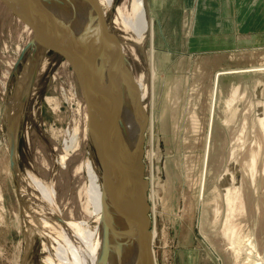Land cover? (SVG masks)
<instances>
[{"label": "rangeland", "instance_id": "rangeland-1", "mask_svg": "<svg viewBox=\"0 0 264 264\" xmlns=\"http://www.w3.org/2000/svg\"><path fill=\"white\" fill-rule=\"evenodd\" d=\"M124 1L100 4L95 13L118 43L104 48L107 37L91 20L96 34L84 40V50L93 63L113 70L115 80L102 74L99 83L114 92L117 104L135 114L136 104L144 110L142 163L153 207L150 230L157 233L155 264H264V0H145L153 33L142 41L114 24ZM13 2L0 0V264H45L59 249L58 222H67L61 224L66 234L71 221L97 226L84 211L86 174L76 171L84 160L97 161L72 70L44 32L35 34L17 18ZM247 69L259 71L223 74L215 84L220 71ZM10 120L17 182L9 165ZM74 128L79 146L62 165ZM28 172L53 187L51 217L38 209L37 195L23 192ZM104 233L101 264L116 239L110 225Z\"/></svg>", "mask_w": 264, "mask_h": 264}, {"label": "bare ground", "instance_id": "bare-ground-1", "mask_svg": "<svg viewBox=\"0 0 264 264\" xmlns=\"http://www.w3.org/2000/svg\"><path fill=\"white\" fill-rule=\"evenodd\" d=\"M63 1L66 2L65 6L64 7L59 6V4ZM98 1H99V4H98ZM98 1H97L98 6L100 4L101 6L103 4H106L107 7H110L113 2V0H98ZM53 2L55 5H57L60 11H55V9L51 7L52 6L51 3ZM21 4H26V8L28 7V10L32 14L31 18L36 21L35 22L36 24L41 26L38 28H41V29L43 28V30L47 31L48 39L50 38L49 40L51 41L53 47L56 46V43L54 41L53 35L51 34V22L56 17L64 21L70 26L69 28L70 34L77 37V41L80 42V44H83L84 40L91 41L94 38V34H96V30L94 27V25H96L95 24V13L96 12L94 13V11L90 8L88 3H85L82 0H78V1L76 0H52V1L51 0H34V5L30 3V0H27L24 3H20V5ZM122 5H123L122 8L117 9L116 19L114 21V24L118 26L121 30L126 32L128 36L132 37L135 41L144 40L145 35L147 33H149V36L152 37V33H153L152 26L153 25L151 23V20L149 21L146 16L145 0H129V2H125V4L123 3ZM81 6L84 7L85 10L82 9ZM18 7L21 9L20 6ZM62 12H64L65 14L64 13L62 14ZM61 15H63V17ZM91 20H93L94 25H92ZM82 39H83V43H81ZM151 40L152 39H150V41ZM130 47L132 46L130 45ZM89 64H90V69L92 73L95 74L99 80L97 82H95L94 80L93 82L91 80L89 81V85L97 90L99 89L101 92L106 94L113 101L115 108L120 114V117L118 121H115L113 117L111 116V114L107 113L106 107L103 104L94 105L90 107L89 109L91 112H93L94 114L98 116L107 134L112 133L122 138V141L127 150V154H129L130 156V158H128V161H130L131 164L134 165L133 167L134 172H132V174L134 178L136 179V181L139 182L140 181L139 174L136 171L138 169L137 168L138 167L137 153L139 151L140 144H141L140 138L141 136H143V131H144V124H145L144 123L145 122L144 110L142 107L139 108V104H136L137 112L135 114V111L126 110V108H124L123 105L120 106L119 104H117V101L119 99L117 101L115 100L114 92L108 91L105 87L103 88L100 84L101 83L100 80L102 77L104 78V80L106 79V81L108 82V75L111 80H115L113 79L115 75L113 70H111L110 68H107V66H105L104 62L102 61H97L96 63L95 62L93 63L92 61H90ZM262 69L264 70V68ZM255 70H258V69L220 71L215 75L216 76L215 84L217 83L216 80L218 79L220 75L229 74V73H239L241 71L243 72V71H255ZM118 72L120 75L125 76L124 72L121 73L119 70ZM102 74L103 76L101 77ZM114 82L115 81H112V83ZM142 82L143 81H139L138 85H140L141 91L143 92L144 85H142ZM215 92H216V88H215ZM124 101H126L127 103V100H124ZM134 105L135 103H133V108H130V109H134ZM210 113L213 115V107L211 108ZM134 114L137 118V122L140 127L139 128L140 132L138 130L137 122L136 121L134 122V119L132 118ZM262 122L264 124V119ZM211 126H212V121L210 124V128ZM84 131L86 135L88 134V132H90L88 125ZM68 135L70 136L69 141L68 143L65 144L64 155L60 159L62 165H65L64 163H65V160L67 159V156L69 155V152L74 150V148H76L77 146H79L76 143V139L78 136V129L74 128L72 131V134L71 135L68 134ZM130 141L132 142L131 144L133 145V149H132V145L129 143ZM207 148L208 147L206 144V149ZM118 151H119V156L121 158L124 157V155H122V152L117 149V152ZM151 151H150L151 153L150 156L153 159L155 156V152H151ZM124 159H127V157L125 156ZM206 161H207V153H205V157H204L205 166H206ZM82 170L85 172L87 180H88V185L86 189H84L83 187L85 191V196H86V202L84 203L85 204L84 211L86 215L89 216V218H94L95 220L98 221L97 226L94 228V230H89L85 221L82 220L77 225H76L77 222L71 221L69 223H73V224L71 225L70 234H66V230L63 229L61 224H65L67 222L66 221L65 222L60 221V223L58 222V224L61 226V229L59 230L60 231V234H58L59 237H57L56 240H54V242L57 245H59V249H56L55 247L54 254L53 255L49 254L46 256L47 258L44 261L45 264H101L100 258L98 257V255L101 252V250H103L100 247L101 241L105 242V244L106 243L108 244V241H106L105 239V233H104V226L107 227V225L111 226L116 239L112 240L113 243L112 242L109 243L112 247L111 253L112 252L113 253L112 254L110 253V255L107 254L106 257L104 256L103 258L104 261L102 264H136L138 257H139L138 247H139V240H140V231L136 227L135 220L129 214V210L124 201L123 194L121 193L119 187L117 186L114 180V177L112 175V172L106 165L104 166L106 186H105V205L102 207L101 205L102 180H101V170L99 168L98 163L96 165L92 160H89V159L84 160L83 162H81V165L77 168L76 171H82ZM25 178L26 179L24 180V184L21 187L23 192L28 191L29 193H31V195H37L40 201V205L42 207V208L39 207L38 209L40 210L45 209L47 214L51 217L54 213L53 207L55 208L56 206L55 192H54L53 187L46 185L42 180L36 178L33 174L29 172L27 173ZM202 183L203 184L201 188H203L204 186V182ZM151 191H152V187H151ZM230 195L234 196V194H230ZM229 196L226 197L228 200V204H230L229 202L233 200L232 198L230 199ZM237 199L239 198L237 197ZM229 208L232 210L230 205H229ZM56 226L57 225L54 224V227ZM230 231L232 234H234L235 229L231 228ZM151 234H152V243H153L156 240L157 233L156 231L152 230ZM45 251H48V250H45ZM153 254H154V251H153Z\"/></svg>", "mask_w": 264, "mask_h": 264}, {"label": "water", "instance_id": "water-1", "mask_svg": "<svg viewBox=\"0 0 264 264\" xmlns=\"http://www.w3.org/2000/svg\"><path fill=\"white\" fill-rule=\"evenodd\" d=\"M27 1V0H26ZM24 0H15L14 5L10 7L13 13L17 18L23 23L27 24L35 34H40L44 32L48 38L46 30L38 24L31 17L28 20L23 17L20 13L23 11V6L26 4H21L26 2ZM78 1V0H76ZM85 3H88L90 8L98 13L99 6L96 0H82ZM30 3L34 5V0H30ZM20 6L21 9L18 7ZM39 9V8H38ZM32 16V14H31ZM95 24L98 29L107 37L104 48L111 47V42L114 44L118 43L117 37H115L104 25L103 20L100 16L95 14ZM70 26L64 21L58 19L57 17L51 22V34L53 35L56 46L53 47L51 41L49 43L51 47L57 50L64 58L66 64L70 67L75 77L76 83L78 85L79 91L81 93L85 108L87 109V117L85 116L86 121L89 124L91 145L95 153L96 161L101 170V205H105V175H104V166L106 165L112 175L114 180L119 187L121 193L123 194L124 201L128 207L129 214L135 220L136 227L140 231V240H139V257L136 264H155V258L153 254V243H152V234H151V220L149 217L150 205L148 201V183L143 177V143L144 136H141L140 148L137 153L138 157V169L136 170L139 174V182L136 181L132 172H134V165L128 161L130 158L127 154V150L122 139L118 135L107 134L104 130V126L99 120L98 116L90 111V107L103 104L106 107L107 113L111 114L115 121H118L120 114L115 108L113 101L99 89H95L89 85L91 81L90 73V64L91 60L87 59V56L84 51V43L80 44L77 41V37L70 34ZM81 36V35H80ZM115 44V45H116ZM111 50V49H110ZM119 54V53H118ZM118 57H121L119 54ZM121 59V58H120ZM121 62V61H120ZM92 73V72H91ZM35 78V73H33L30 84H32ZM8 137H9V165L10 170L13 175V179L17 182V172H16V163H15V125L13 121L8 123ZM122 152L124 157L119 156V151ZM128 155V156H127ZM125 156L127 159H124ZM135 171V172H136ZM136 172V173H137ZM60 221V220H59ZM62 222V221H61Z\"/></svg>", "mask_w": 264, "mask_h": 264}]
</instances>
